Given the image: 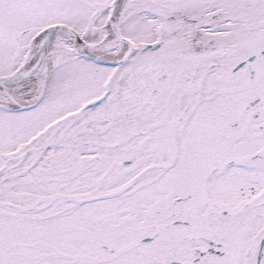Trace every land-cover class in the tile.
<instances>
[{
	"label": "snow or ice",
	"instance_id": "obj_1",
	"mask_svg": "<svg viewBox=\"0 0 264 264\" xmlns=\"http://www.w3.org/2000/svg\"><path fill=\"white\" fill-rule=\"evenodd\" d=\"M0 264H264V0H0Z\"/></svg>",
	"mask_w": 264,
	"mask_h": 264
}]
</instances>
